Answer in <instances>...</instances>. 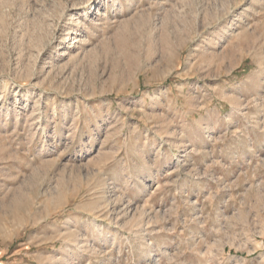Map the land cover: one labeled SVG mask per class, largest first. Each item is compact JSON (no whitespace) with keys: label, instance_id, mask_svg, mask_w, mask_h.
I'll list each match as a JSON object with an SVG mask.
<instances>
[{"label":"rangeland","instance_id":"374dc122","mask_svg":"<svg viewBox=\"0 0 264 264\" xmlns=\"http://www.w3.org/2000/svg\"><path fill=\"white\" fill-rule=\"evenodd\" d=\"M0 264H264V0H0Z\"/></svg>","mask_w":264,"mask_h":264}]
</instances>
